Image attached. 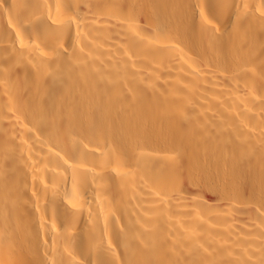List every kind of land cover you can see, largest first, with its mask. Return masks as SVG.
I'll use <instances>...</instances> for the list:
<instances>
[{"label": "bare ground", "instance_id": "bare-ground-1", "mask_svg": "<svg viewBox=\"0 0 264 264\" xmlns=\"http://www.w3.org/2000/svg\"><path fill=\"white\" fill-rule=\"evenodd\" d=\"M0 264H264V0H0Z\"/></svg>", "mask_w": 264, "mask_h": 264}]
</instances>
